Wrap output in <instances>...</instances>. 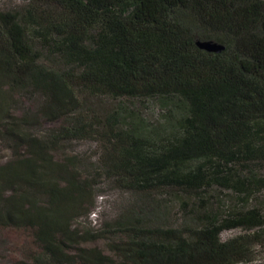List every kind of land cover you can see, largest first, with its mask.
<instances>
[{
  "label": "trees",
  "instance_id": "obj_1",
  "mask_svg": "<svg viewBox=\"0 0 264 264\" xmlns=\"http://www.w3.org/2000/svg\"><path fill=\"white\" fill-rule=\"evenodd\" d=\"M20 1L0 10V233L34 249L11 264H264V0ZM82 140L95 164L70 153ZM103 181L197 208L213 187L234 199L202 226L156 225L150 203L94 228Z\"/></svg>",
  "mask_w": 264,
  "mask_h": 264
},
{
  "label": "rangeland",
  "instance_id": "obj_2",
  "mask_svg": "<svg viewBox=\"0 0 264 264\" xmlns=\"http://www.w3.org/2000/svg\"><path fill=\"white\" fill-rule=\"evenodd\" d=\"M20 0H0V10L18 7ZM162 100L148 99L142 105L141 115L145 116L148 126H155L163 122L164 110ZM90 105L98 110H108L116 105V102L100 98L91 100ZM140 107V104H137ZM154 123V124H153ZM47 126V125H46ZM51 125H48V127ZM70 153L76 154L86 161V164H95L101 146L93 141L82 140L71 142ZM258 174L264 176V167L255 169ZM212 198L200 208L193 206L196 198L194 194H184L176 191H163L152 193L151 197L146 194H138L132 191L116 188L112 182L103 181L98 188L95 198V208L86 219L87 224L94 228H100L108 223L118 221L128 211L141 212L147 204L152 203L158 218L151 217L156 225L179 227L182 225L202 226L206 223V215L225 216L227 206H231L234 194L229 189L213 187L209 191ZM182 202H187L183 207ZM253 205L264 206V190L252 200ZM142 213V212H141ZM84 219V220H85ZM242 232L240 229L227 230L221 233V238L227 239ZM103 247V243H98ZM34 245L31 237L25 231L5 230L0 233V264H11L24 258L28 251L33 250ZM258 259L264 262V248L257 246Z\"/></svg>",
  "mask_w": 264,
  "mask_h": 264
},
{
  "label": "water",
  "instance_id": "obj_3",
  "mask_svg": "<svg viewBox=\"0 0 264 264\" xmlns=\"http://www.w3.org/2000/svg\"><path fill=\"white\" fill-rule=\"evenodd\" d=\"M197 46L200 49L206 50L208 52H219L222 47L210 42H198Z\"/></svg>",
  "mask_w": 264,
  "mask_h": 264
}]
</instances>
